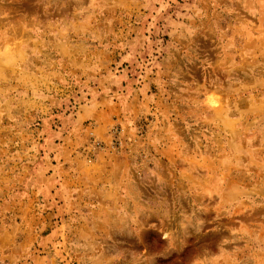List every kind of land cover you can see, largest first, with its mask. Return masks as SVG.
Returning <instances> with one entry per match:
<instances>
[{"label":"rangeland","instance_id":"obj_1","mask_svg":"<svg viewBox=\"0 0 264 264\" xmlns=\"http://www.w3.org/2000/svg\"><path fill=\"white\" fill-rule=\"evenodd\" d=\"M0 264H264V0H0Z\"/></svg>","mask_w":264,"mask_h":264},{"label":"bare ground","instance_id":"obj_2","mask_svg":"<svg viewBox=\"0 0 264 264\" xmlns=\"http://www.w3.org/2000/svg\"><path fill=\"white\" fill-rule=\"evenodd\" d=\"M212 103H213L214 106H218L219 105L218 99L215 98V96H213Z\"/></svg>","mask_w":264,"mask_h":264}]
</instances>
